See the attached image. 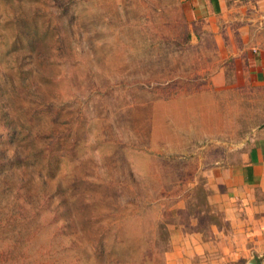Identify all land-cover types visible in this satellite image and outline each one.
I'll return each instance as SVG.
<instances>
[{
    "label": "rangeland",
    "instance_id": "rangeland-1",
    "mask_svg": "<svg viewBox=\"0 0 264 264\" xmlns=\"http://www.w3.org/2000/svg\"><path fill=\"white\" fill-rule=\"evenodd\" d=\"M184 9L0 0V264H181L221 223L205 173L264 134V84H219Z\"/></svg>",
    "mask_w": 264,
    "mask_h": 264
},
{
    "label": "crops",
    "instance_id": "crops-1",
    "mask_svg": "<svg viewBox=\"0 0 264 264\" xmlns=\"http://www.w3.org/2000/svg\"><path fill=\"white\" fill-rule=\"evenodd\" d=\"M177 1L185 6L186 19L197 25L201 52L210 54L203 67L221 70L215 75L219 84L227 67L264 84V0ZM205 176L207 199L221 223L212 221L207 232L178 234L180 245L173 236L180 263L264 264L263 132Z\"/></svg>",
    "mask_w": 264,
    "mask_h": 264
}]
</instances>
